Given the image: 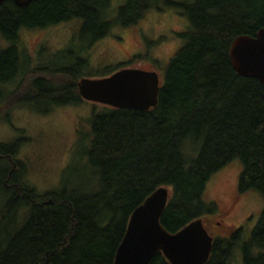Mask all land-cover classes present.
Segmentation results:
<instances>
[{
    "label": "trees",
    "instance_id": "trees-1",
    "mask_svg": "<svg viewBox=\"0 0 264 264\" xmlns=\"http://www.w3.org/2000/svg\"><path fill=\"white\" fill-rule=\"evenodd\" d=\"M160 2L181 9L189 24L177 32L183 44L166 61L156 106L96 105L83 136V165L43 192L27 182L16 157L22 141L7 148L0 142V160L7 165L0 172L7 194L0 197V264H115L129 219L149 195L169 189L160 221L175 233L214 212L207 185L231 160L242 165L240 190L264 196V83L240 75L230 58L235 37L255 35L264 26V0L9 2L0 8L1 37L13 42L0 49V101L41 113L83 101L78 82L90 64L88 48L62 66H32L27 51L14 45L21 28L79 19L90 47L115 25L139 28ZM140 59L109 67L101 77ZM238 239L215 236L205 264H229ZM242 252L245 264H264V208ZM149 264L171 263L157 252Z\"/></svg>",
    "mask_w": 264,
    "mask_h": 264
},
{
    "label": "rangeland",
    "instance_id": "rangeland-1",
    "mask_svg": "<svg viewBox=\"0 0 264 264\" xmlns=\"http://www.w3.org/2000/svg\"><path fill=\"white\" fill-rule=\"evenodd\" d=\"M125 1L114 0V5L124 4ZM188 24V17L181 9L160 2L159 8L147 13L139 28L115 25L109 36L90 47L89 40L81 35L79 19L42 29L25 30L20 33L25 41L20 40L31 58L32 66H62L71 60L76 61L82 56V50L88 48L86 53L90 64L83 70L85 77H101L108 73L109 67L122 62H129L127 65L132 66L131 60L136 57L141 59L136 62L135 67L144 69H154V60L157 61L158 65L154 70L159 73L162 81L166 61L183 44L177 32L186 29ZM4 41L0 37V43ZM150 42H155L151 48ZM30 65L26 64L25 67L29 68ZM9 85L5 84L3 88L6 89ZM11 86L14 88L15 83ZM96 105L100 108L103 104L83 99L81 103L58 105L49 113H41L25 104L8 107L5 99L0 101V142L7 148L8 144L11 145L16 140L22 141L17 148L16 157L24 166L27 182L36 186L38 191L59 186L64 177H72L76 169L83 165V136L90 128L89 119ZM4 167L7 165L0 160V172ZM241 168L238 160H231L213 175L207 185L206 195L215 207L214 212L206 215L204 223L213 237L237 236L235 233L229 234L234 228L232 225L239 223L241 217L249 212L255 214L251 220L253 222L245 226L238 235V243L235 244L229 264H245L242 245L251 238L264 208V196L251 190L230 215H222L226 205L234 200ZM6 195L0 189V197ZM218 222L221 224H217Z\"/></svg>",
    "mask_w": 264,
    "mask_h": 264
},
{
    "label": "water",
    "instance_id": "water-1",
    "mask_svg": "<svg viewBox=\"0 0 264 264\" xmlns=\"http://www.w3.org/2000/svg\"><path fill=\"white\" fill-rule=\"evenodd\" d=\"M28 1L23 0L22 4ZM230 58L240 75L264 83V26L255 35L235 37ZM160 83L159 73L154 69L123 67L107 76L83 77L78 87L86 100L115 108L149 109L158 103ZM168 198L169 189L159 187L133 211L117 249L115 264H149L157 252H162L171 264L208 261L214 237L204 219H196L175 233L161 224Z\"/></svg>",
    "mask_w": 264,
    "mask_h": 264
},
{
    "label": "flooded vegetation",
    "instance_id": "flooded-vegetation-1",
    "mask_svg": "<svg viewBox=\"0 0 264 264\" xmlns=\"http://www.w3.org/2000/svg\"><path fill=\"white\" fill-rule=\"evenodd\" d=\"M32 0L28 1V3L26 5H23V0H20V1H17V0H2L1 3H0V8L5 6V4L7 5V3H15L16 5L18 6H21V7H25L27 6ZM60 23H56L54 25H58ZM54 25H51V26H54ZM50 27V26H48ZM23 29V28H21ZM21 29L19 30V37L15 40V44L16 46L19 47V50L21 48V50H25V46L21 43V36H20V33H23L25 30H32L30 28H24L23 31H21ZM36 29H42V28H34L33 30H36ZM1 33H0V37H1ZM22 39V38H21ZM4 40V39H3ZM23 40V39H22ZM25 41V40H23ZM13 42H10V41H4L3 43H0V49H6L8 47H10V45H12ZM248 192L246 191H243V190H240L239 186L237 185V188L235 190V195L233 196L234 200L230 203V204H227L226 205V209L222 212V215L226 214V215H230L231 212L237 207V205L239 204V201L245 197L244 195H246ZM255 217V214L253 212H249L248 214H245L243 217H241V219L239 220V223L237 224H234L232 226H234V228L230 231L229 234H237V236L241 233V231L245 228V226H248L250 225L253 221H251L253 218ZM217 224H221V222H218Z\"/></svg>",
    "mask_w": 264,
    "mask_h": 264
}]
</instances>
